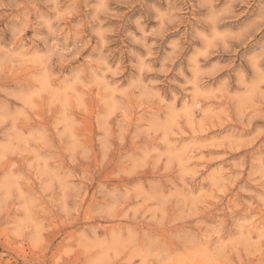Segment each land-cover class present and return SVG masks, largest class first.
I'll return each mask as SVG.
<instances>
[{
	"label": "rangeland",
	"instance_id": "1",
	"mask_svg": "<svg viewBox=\"0 0 264 264\" xmlns=\"http://www.w3.org/2000/svg\"><path fill=\"white\" fill-rule=\"evenodd\" d=\"M0 264H264V0H0Z\"/></svg>",
	"mask_w": 264,
	"mask_h": 264
}]
</instances>
